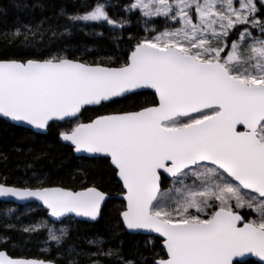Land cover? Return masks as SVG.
Returning a JSON list of instances; mask_svg holds the SVG:
<instances>
[{
    "label": "snow or ice",
    "instance_id": "snow-or-ice-1",
    "mask_svg": "<svg viewBox=\"0 0 264 264\" xmlns=\"http://www.w3.org/2000/svg\"><path fill=\"white\" fill-rule=\"evenodd\" d=\"M114 7L94 0L68 19L107 24L120 33L114 41H123L139 13L147 35L129 34L127 52L115 61L58 53L0 59V118L40 130L64 122L70 126L59 136L75 153L108 160L122 200L117 228L146 234L145 248L151 245L143 264H247L236 258L249 254L264 264V0H127L119 18L109 14ZM12 35L29 44L43 33ZM142 89L153 90L148 105L80 119L89 107ZM163 174L172 180L164 191ZM0 197L41 202L48 219L23 231L43 228L59 248L68 233L57 225L73 215L96 221L112 195L95 183L40 182L0 183ZM87 243L95 246L79 253L87 261L67 264H137L105 248L103 238ZM0 264L56 262L0 251Z\"/></svg>",
    "mask_w": 264,
    "mask_h": 264
},
{
    "label": "trees",
    "instance_id": "trees-1",
    "mask_svg": "<svg viewBox=\"0 0 264 264\" xmlns=\"http://www.w3.org/2000/svg\"><path fill=\"white\" fill-rule=\"evenodd\" d=\"M94 0H0V59L39 58L50 54L77 57L85 61L105 62L122 58L127 52L129 34L145 36V23L138 21L139 13L130 17L131 23L123 32V41L113 39L120 33L110 32V26L90 22L69 21L73 15H82L85 4ZM118 7L110 8L109 14L115 18L124 16L121 7L127 0H111ZM63 10V12H62ZM157 28L160 23L155 24ZM148 28L153 23H147ZM19 29H38L43 36H37L34 42L25 44L12 34ZM155 33H153L154 35ZM31 37V32H29ZM119 45V46H117ZM150 92L127 99H119L116 104L105 108H89L80 119L87 122L89 117L104 114L118 108H135L148 105L153 100ZM69 124H54L45 135L13 126L0 119V183L8 186H34L44 182L46 186H66L79 188L84 183H95L111 192V200L103 207L102 216L95 224L67 219L63 225L67 236L58 248L47 250V232L39 229L26 233L23 227L36 225L47 220L46 212L36 205L13 206L0 203V214L5 210H15L10 216L0 215V251H5L13 258H34L55 261L56 264H67L69 259L87 261L79 254L83 251H94L95 246L87 242L90 239L103 238L104 247L119 248L125 259L143 264L144 259H151L145 248L147 237L132 236L121 232L116 224V209L122 203L117 200L119 185L112 175L106 159L77 158L70 147L59 142V131L68 128ZM7 156V159H3ZM172 186V180L163 178L161 190ZM242 209L241 214H246ZM15 225L13 228L7 225ZM115 230V234H114ZM69 249H75L69 252ZM247 264H258L247 261Z\"/></svg>",
    "mask_w": 264,
    "mask_h": 264
},
{
    "label": "water",
    "instance_id": "water-1",
    "mask_svg": "<svg viewBox=\"0 0 264 264\" xmlns=\"http://www.w3.org/2000/svg\"><path fill=\"white\" fill-rule=\"evenodd\" d=\"M138 91H139V93H140V92H150V93L153 94V90H151V89H142V90H138ZM89 108H97V107H89ZM0 119L3 120V121H5V122H7V123L10 124V125H13V126H16V127H19V128H22V129H25V130H28V131H31V132L36 133V134H39V135H45V134L47 133V131H48V129H47V130L35 129V128H33V127L30 126V125H23V124H21V123H19V122H13V121H10V120H8V119H6V118H0ZM57 124H64V122H57ZM59 142H60L62 145L67 146V147H70V148L73 150V148H72L71 146H69L67 142H64V141L61 140L60 136H59ZM73 154H74V156L77 157V158H85V159H104V158H93V157L91 156V154H87V153H75L74 150H73ZM163 177H164L165 179H167V180H171L170 177H167V174H163ZM116 198H117V200H119L120 202H122V200H121V198H120L119 195H118ZM0 203H2V204H11V205H13V206H28V205H36V206L40 207L41 209H43V210L46 212V216H47V210L42 206L41 202H39V201H35L34 199H32V200H27V201H18V200H16L15 198H12V197H0ZM103 207H104V206H103ZM47 219H48V216H47ZM67 219H73V220H76V221H78V222H84V223H88V224H95V223H97V222L99 221L100 218H98L96 221H91V220H89L88 218L75 217V216L73 215V216H71L70 218H67ZM67 219H65V220H67ZM65 220H64V221H65ZM127 234H129V233H127ZM129 235H132V236H142V237H147L146 234H140V235L129 234ZM152 235H155V234H152ZM236 259H237L238 261H242V262H244V261L247 262V261H250V260H251V261H254V262H256V263L259 264V258L254 257V256H252L251 254H249V255L246 256V257H237Z\"/></svg>",
    "mask_w": 264,
    "mask_h": 264
},
{
    "label": "rangeland",
    "instance_id": "rangeland-1",
    "mask_svg": "<svg viewBox=\"0 0 264 264\" xmlns=\"http://www.w3.org/2000/svg\"><path fill=\"white\" fill-rule=\"evenodd\" d=\"M187 183H191V181L189 180V181H187ZM176 186L179 187L180 185H176ZM14 213H15V210L12 209V210H5L2 212V215L1 214L0 215L10 217ZM57 227H65V226L63 224L62 225L58 224ZM39 229H43V228H37V230H39ZM55 247H57V246L53 242L49 241L48 234H47V247H46V249L49 250V249H52Z\"/></svg>",
    "mask_w": 264,
    "mask_h": 264
}]
</instances>
